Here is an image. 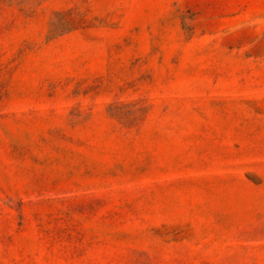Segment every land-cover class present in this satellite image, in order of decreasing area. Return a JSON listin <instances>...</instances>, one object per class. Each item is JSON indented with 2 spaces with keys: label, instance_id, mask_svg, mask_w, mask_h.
<instances>
[{
  "label": "rangeland",
  "instance_id": "obj_1",
  "mask_svg": "<svg viewBox=\"0 0 264 264\" xmlns=\"http://www.w3.org/2000/svg\"><path fill=\"white\" fill-rule=\"evenodd\" d=\"M0 264H264V0H0Z\"/></svg>",
  "mask_w": 264,
  "mask_h": 264
}]
</instances>
